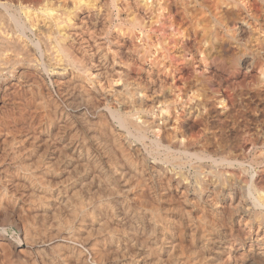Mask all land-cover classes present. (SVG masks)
Wrapping results in <instances>:
<instances>
[{
	"label": "bare ground",
	"instance_id": "6f19581e",
	"mask_svg": "<svg viewBox=\"0 0 264 264\" xmlns=\"http://www.w3.org/2000/svg\"><path fill=\"white\" fill-rule=\"evenodd\" d=\"M149 1H151V0H149ZM162 1H164V0L160 1L161 4L164 3ZM165 1L168 2V0H165ZM215 1H216V4H217V1L221 4V2H220L221 0H215ZM215 1L212 0L211 2L210 1L206 2L204 0V2L209 3V4H212V2H215ZM228 1H230V0L226 1L227 4L230 3ZM232 1L234 2V0H232ZM236 1L238 4H240L239 0H235V2ZM258 1L261 2L260 5L262 4V2L264 4V0H258ZM181 2H184V1L181 0L180 4H181ZM244 2H243V5H245ZM154 3H156V1ZM158 3H159V1H158ZM200 3H199V5H200ZM234 3L231 2L230 5L234 4ZM246 3H248V1ZM159 4H158V8L161 9ZM202 4L199 6L200 10L203 8ZM209 4H208V8L210 7ZM220 4H217V5H220ZM126 5H128V4H126ZM185 5L188 6L189 4H185ZM222 5H223V3H222ZM222 5H220L219 7L224 6V5L223 6ZM243 5H242V7H243ZM156 6H154V7H156ZM214 6H216V5H214ZM226 6H227V8H229V4L225 5V7ZM165 7L166 6H164V8ZM257 7H258V5H257ZM192 8H194V7L192 6ZM205 8H207V5L205 6ZM214 8L217 9V6ZM246 8H248V7H246ZM156 9H155V11H158ZM191 9H190V11H193ZM212 9L209 8V10H210L209 12H211ZM216 9H214V10H216ZM150 10H152V12H153L154 8H150ZM194 11H196V9ZM220 11H221L220 13H222V8ZM0 12H2V11H0ZM212 12H213V10H212ZM203 13L205 15H207V11L205 12L202 9V12H201L202 15L200 14L201 17L204 15ZM9 14H10V12H9ZM190 14H193V16H194L193 12H190ZM214 14H212V16ZM223 14H224V16H222V17L221 16H219L218 18L214 17L213 18L214 24L211 25V27L214 26V28L213 27L211 28V29H213L211 31V33H213V31H214V33L215 32H218V33L221 32L222 35L220 33H219V35L222 37V40L224 38V41H222L221 43L218 42L219 44L217 46L214 45L215 46V47H213L214 49L211 48L213 52H212V56L210 58V61H207L209 59V57H208V59H206V55H208L209 53L207 54V52H206V55L203 56V54H201V52L204 49L202 50L200 48L201 52L199 54L195 53L196 55H193V53H191V54H189V56H186V54L179 55L177 53L180 56V57H178L180 59L177 58L178 60L176 61V63L180 60V62H184V64L186 65L185 68L191 66L190 68L192 69V66H193V69L197 73V74H195V76L192 75V78L194 76L195 85L201 84V83L205 82V80H206L204 78L208 73L206 75H205V73L208 72L207 68L210 67L211 61L213 59L214 60L218 59V60H220L218 66L221 65L222 63L224 65V61L221 62V60H224L223 57L225 55H227V49H228L227 46H228V44L233 45L235 47L236 51H234V54L232 55L230 60L226 57L227 61L229 60V66H230L229 68H230V70L232 69L233 71L244 74L243 78H247L249 80L246 81L247 79H243V81L244 80L246 81V82H244L245 84L242 83L243 86L241 85V87H239V88H236L238 86L233 88V90L236 89L235 93H234L235 94L234 96H236V99L233 100V104L231 103L232 105L230 104V106L232 107L231 110L228 109V111L225 110L224 112H222L223 110L219 111L217 106H215L213 103H212L213 105L206 106L205 109L207 108L206 109L207 112L205 111V114L207 113L208 117H211L210 120H208L206 123H207L208 127H210L214 124L216 126H219V129L222 128L221 129L222 131L223 130L227 131L228 136H229V134H231L230 136H232V135L235 136L237 133H240V132L244 133L243 131H245V133L248 132L249 134L253 135L252 142L248 143V144H250V146L254 145V147H255V145L259 146V144L264 145V139H262L263 136L260 137V135H259L260 133L258 134V131H260V132L264 131V25H263L264 22L262 23V21H261V23H259L260 21H257V23H251L250 22L251 19L249 18L250 16L249 17L247 16L249 18V22L246 20L247 18L245 19L246 21L241 20V19H236V18L232 17L231 11H228L227 9H223ZM11 15H12V13H11ZM162 15L160 16V14H159V16L161 18L163 17ZM205 15L203 17H205ZM250 15L252 17V14H250ZM0 16L2 18L4 17L3 15H0ZM165 16L166 15H164V17ZM187 16H189V14ZM11 17H13V19H12L13 22H11L12 25H14L13 23H15L14 27L17 26L18 29L22 30V26H21L22 23L21 24L19 23L18 18H15V15L14 16L12 15ZM183 17H185V16L183 15ZM201 17L197 16V19L196 18L195 19L198 20V18H201ZM2 18H1V20H3ZM168 18L172 20L173 17H171V18L168 17ZM5 19L7 20V17ZM19 19H20V17H19ZM162 19H164V18H162ZM186 19H187V17H186ZM6 20H3V22L5 21L7 23ZM137 20H139V19H137ZM140 20L138 22L141 24L142 22H140ZM190 20H192V18ZM207 20H209V18ZM20 21H21V19H20ZM22 21H23V19H22ZM188 21H189V18H188ZM204 22L205 21H203V23ZM208 22H205V23H208ZM6 23H4V25ZM23 23H25V21ZM170 23H171V25L168 26L169 28L173 25L172 24L173 22H170ZM190 24H192V23H190ZM4 25H2V26H4ZM9 25H8L9 27L12 26L11 24H9ZM203 26L201 29L202 32L204 29ZM206 26H204V27L206 28ZM173 27H172L171 31L169 30L170 32H169L168 36L170 38H171V36L176 38L175 35H177L178 32L180 31V29L178 31V29L175 30V28H173ZM198 27H200V25ZM2 28L3 27H1L0 30L5 29L6 27L3 29ZM26 28H25V30H26ZM190 28H188V29H190ZM142 29H139V30H142ZM184 29L185 28H182V31ZM211 29L209 28V30H211ZM10 30H13V28ZM21 30H19L20 32L17 34H21V32L24 33V31H21ZM193 30H192V33L194 32ZM207 30H208V28H207ZM13 31H12V33L14 34L15 32H13ZM182 31H180L179 33L184 34V32H182ZM185 31H186V29H185ZM4 32H6V31H4ZM4 32H2L3 35L0 34L1 37L4 36V34H5ZM188 33H187V35H188ZM211 33H209V35ZM9 34H10V31H9ZM143 34H146V33L143 32ZM180 34L178 35V37L180 36ZM182 34H181V37H184V36H182ZM10 35H12V34H10ZM147 35H145V36L149 38L150 35L149 34H147ZM163 35L160 34V36H162V38L160 37V39H163ZM209 35H208V37H210ZM215 35H217V34H215ZM17 36H19V35H16V37ZM168 36H165L164 39L161 40L162 42H159V44L162 43V45L164 44V46H165L166 41H167L166 39L169 38ZM1 37H0V40H1ZM5 37L7 38V36H5ZM188 37L189 36H187V38ZM20 38H22V37L20 36ZM148 38H146V39H148ZM2 39H3V41H5L4 37H2ZM15 39L17 40V38H15ZM182 39H184V38H182ZM188 39H187V41H188ZM171 40H172V42H174L173 38H171ZM209 40L210 39H208L207 41H209ZM211 40L214 41L213 39H211ZM8 41L10 42V40H8ZM146 41L147 40H145V43H146ZM158 41H160V40H158ZM191 41H192V39H191ZM9 42H8V45H9ZM184 42H182V43H184ZM188 42H190V41H188ZM204 42H206V41H204ZM210 42L211 41H209V43H208L209 45L212 44V43L210 44ZM1 43H2V40H1ZM208 44H206V45L209 46ZM1 45H0V51L1 52L3 50L7 49V45H3L2 47H1ZM11 45H9L8 47H10ZM153 45H154V43L151 46L152 48L156 47ZM168 45H166V46H168ZM13 46H12V48H13ZM147 46L145 45V47H147ZM189 46H190V44H189ZM191 46H193V45H191ZM16 47H17V45H16ZM175 47H177V46L174 45V48ZM187 47H188V45H187ZM202 47H203V45H202ZM12 48H10V49H12ZM162 48H163V46H162ZM164 48L166 49V47H164ZM182 48H184V49L186 48L185 44H182ZM182 48H180V49L178 48V49L182 50ZM14 49H16L15 46H14ZM158 49H160V48H158ZM175 49H177V48H175ZM238 49H240V50H238ZM148 50L146 52H149ZM166 50H168V49H166ZM160 51L162 53V49L159 50V52ZM163 51H164V49H163ZM185 51H186V49H185ZM207 51H209V50H207ZM163 53L161 56L159 55L160 57H163L162 60L160 58V61H162V62H164V60L166 58L165 55H168V54L163 55ZM172 53H170L172 57L174 54L177 55L176 52L174 54H172ZM179 53H181V52H179ZM185 53H187V52H185ZM8 54H9V52H8ZM150 54L151 55H149V58H150V56L152 57L154 55V54L152 55V53H150ZM3 55H5V54H3ZM65 55L67 56V54H65ZM171 56H170V58H171ZM69 57H71V56H69ZM3 58H5V57H3ZM181 58L183 59L182 61H181ZM0 59H1V55H0ZM98 59H100V58H98ZM19 60L21 61V58ZM154 60L157 62L156 58ZM167 60H169V59H167ZM175 60L176 59L174 57V59H172V61H175ZM153 61H151V62H153ZM172 61L170 59V62H172ZM5 62H3L2 64H4ZM9 62H6V63L8 64ZM114 62L116 63V61H114ZM180 62H178V64ZM216 63H215V65H216ZM157 64H158V62H157ZM168 64L169 63H167V65ZM174 64H175V62H174ZM167 65L165 64V67ZM5 66H7V65H5ZM8 66H9V64H8ZM99 66H101V65H99ZM152 66H154V63ZM157 66H159V65H157ZM162 66H163V64H162ZM162 66L160 67L161 70H162ZM175 66H177V64H175ZM182 66H183V63H182ZM213 67H214V65H213ZM224 67L225 66H223V68ZM190 68L189 69L187 68V69L190 70ZM7 69H9V68H7ZM187 69H185V70H187ZM224 69H222V70H224ZM150 70L151 69L149 68V71ZM163 70H164V68H163ZM167 70L169 71V74L172 70H174V72L173 71L171 72L172 74L178 73L177 74L178 76H181L183 74L181 72L182 68H179V67H176V69H175V67L172 68L169 66L167 68ZM194 70H193V72L191 71L192 74L195 72ZM7 71H9V70H7ZM157 71H158V69H157ZM168 71H166V68H165L166 74ZM254 71L257 72L256 76L255 75L252 76V73ZM114 72H116V71H114ZM159 72H160V70H159ZM236 72H234V73H236ZM78 73L79 72H77V74L75 73V75L73 74L74 76L72 75L73 76L72 77L73 78L72 83L74 85L73 87H75V90L73 89L74 91L73 90L68 91L69 86L71 87V85H72L71 82H70L71 85L70 84L68 85V84H66L65 80H62L63 82H65L64 83L65 85L63 84L64 88H65L64 89L65 92L63 91L64 92L63 93L62 90H61V92H62V94H64L65 102L71 108V116L73 118V121H71L69 119L67 113L64 114L63 116L59 115L61 118L60 117L58 118V116L54 117L55 119L57 117V119L60 120L59 121L60 126L62 127V129L58 127L59 129H61V130H59V131H61L60 134L59 135L57 134L58 136L56 137V135L54 133V137H53V138L56 137L55 140H56V143L58 144L57 150L54 151L55 149L54 150L52 149L53 151L52 150L50 152L47 151L48 153L45 152L46 154L38 155L37 157H33V159H32V157H30L29 160L32 159L31 161L26 160L28 158V156L31 155L30 153H24V154H26L25 159L22 155H20L21 153H19V152H18L19 156L17 153V155H16L17 157L16 156H15V158L13 157L15 159L14 164L12 163L14 166L13 169L14 168L16 169L15 171H17L19 173L20 177L22 178L21 180H23L25 182L28 193H29V199L31 201V206L35 209V211L37 213V216L35 217L36 222H35V220L32 221V223L35 222V225L33 226L32 231L29 232L27 230L28 232L25 231L26 234L24 233V239L26 238V242L29 243L30 245L36 246V248L39 249L40 251H43V252L46 251V253H44V254H46V257H45L46 261L44 262L45 264H220V262L222 261V259L220 258L221 255H225V259L227 260V262L230 261L231 259L229 258V254H227L228 252L225 253V248H226V245L228 244V243L226 244V240H227L226 238L227 237L225 238V235H227V233H226V230H223L224 226H222V224H225V222L222 224H221V222L224 220H222L220 222V219H221L220 216L222 214L219 216L218 209H217L218 206L214 207L216 205L215 203H214V206L205 205V203H206V202L204 203L205 198H204V195L202 194V191H204L205 186H203V184H201L202 183L201 180H199V182L197 183V184H199L198 187L196 185H194V183L192 182L193 186L197 187L196 189H198V188H200V189H198L199 191H197L194 188L195 190H194V192L192 191L193 193L190 196L184 194L187 191H184L185 188H183V184L185 183L184 181L187 179H190V178H188L190 175L188 176L187 174L183 173L184 165L187 164L186 161L191 162L189 160H194L193 161L194 162L193 163L194 173H197L198 176L201 174L202 170L204 169V168L202 170L200 169L203 166V160L204 159L206 160V158L207 159L210 158V160H212V162L214 164L218 161L217 158H214L211 155L212 152L217 153V151L220 150L219 148L223 147V145H221V147H219L217 145L218 142L215 141L216 140L215 136H217V135H215V133L217 131L213 132V130L211 129L212 132L209 130L210 132L206 131L207 133H205V134L202 133V136L199 134L201 137H199V135H197L198 137H195L194 134L191 135V134L187 133L186 130H184V128H185L184 124L182 126L180 122H178V121L176 122V117H175L176 115H174L173 111H172L173 113H171V115H169L170 113L167 115H164L170 111L168 109L169 107L167 108V105H164V103H163L164 100H162V103H163L162 106L158 107L159 112L157 114H155V113L152 114L153 116L150 119H146V117L141 119V115L143 112L148 111V110H150L152 112V111H154L155 106H153L151 104L150 105L144 104V102H143L144 100L142 99V97H144V96H143L142 91L139 88L140 86H138L140 84V82L137 81L139 84L134 85L132 82L128 81L126 76L122 77L119 73V76L116 75V77H115V75H114L115 79H113V84L117 83V85H118V82L120 83L119 87L116 85L118 88L113 89L111 87L112 83L108 86L111 87L113 90L107 89L106 87L101 85L102 87H100V88L97 87L98 88L97 91H95V89H93V91H95L96 94L92 95L91 91L88 92L86 90L87 87L85 88V86L88 85L85 83V78H84L86 76V74H84V72H83L82 74L85 75V76H83V75L78 74ZM116 73H118V72H116ZM127 73H128V71H127ZM1 74H2V72H1ZM151 74L153 75V73H151ZM158 74H160V73H158ZM169 74H168V76H169ZM172 74H170V75H172ZM185 74H186V72H185ZM91 75L93 76V75H97V74H91ZM189 76H190V74H189ZM87 77L88 76H86V80L88 79ZM96 78H98V77L96 76ZM172 78L174 80L175 77H172ZM172 78H170V79L172 80ZM240 78H242V75ZM66 80H68V79H66ZM90 80H92V79L90 78ZM171 80H169L168 83L172 84ZM209 80H207V81L209 82ZM238 80H241V79H238ZM186 81H188V79H186ZM189 81L192 82V80H189ZM86 82L88 83V80ZM89 82L92 83L91 81H89ZM191 82H188V83H191ZM208 82H205L204 84L206 85ZM233 82H234V80H233ZM107 83L109 84L110 80H109V82L107 81ZM134 83H136V82H134ZM173 83H174V81H173ZM181 83H182V81H181ZM185 83L186 82H184V84ZM204 84H202V85H204ZM235 84H239V83H235ZM160 85H159V88L165 87V86H162V85L160 86ZM163 85H164V83H163ZM106 86H107V84H106ZM171 86L173 88V85H171ZM197 86L199 87V85H197ZM197 86L193 87L191 89V86L189 84L188 90H191V93H194L195 91L192 92V90H194V88L198 90L199 88ZM61 87H62V85H61ZM89 87H91V86H89ZM204 89H205V87H204ZM204 89H203V91H204ZM162 90L163 89H161L160 91H162ZM197 90H196V92H197ZM205 90H208V89H205ZM198 92H199V90H198ZM200 92H201V90H200ZM207 92H206V94H207ZM191 93H189L190 94L189 99H193L196 96L194 94L191 95ZM203 94H205V93H203ZM205 96H207V95H205ZM204 99H206V98H204ZM214 99H216V98H214ZM33 100H35V99H33ZM45 101H46V99H45ZM45 101L43 100V103ZM40 102H41V100H40ZM40 102L38 104H36V103H33V104H34V106L37 107L38 111H40L42 113L43 117L42 116L41 117L43 118L42 119L43 122L40 121V118H41L40 117L39 123L42 122L43 125L39 128L40 130H38V131H39L40 135L42 136V138H44L47 141V139H50L51 135L49 134V130L46 129V127L49 125L48 122L52 118H50L51 114L48 113V111L46 110L47 108L44 106V104H46V103L43 104ZM63 103H64V101H63ZM156 103L158 105H160V103H158V102H156ZM209 104H211V103L209 102ZM57 105H55V109H54L55 112H56V108H58ZM63 106H65V105H63ZM163 106H165V107H163ZM49 108L50 107H48V110H49ZM63 108H65V107H63ZM37 109H36V112H38ZM51 109L53 112L52 107H51ZM51 109H50V111H51ZM60 110L61 109H59V111ZM61 112H63V111H61ZM61 112H59V113H61ZM149 114H151V113H149ZM55 115H57V112L55 113ZM228 116H229V118H231L230 120H228ZM212 117H214V118H212ZM205 120H206V117H205ZM205 120H204V122H205ZM54 122H55V120H54ZM47 123H48V125H47ZM36 125H39V124H36ZM56 125H58V124H56ZM206 127L207 126H205V129H206ZM216 128H215V130H216ZM9 134L11 135V133H9ZM217 134H218V136L223 137L222 135L226 134V133L222 134L221 131H219V133L217 132ZM241 134H239V136H242ZM246 134H244V135H246ZM237 136H238V134H237ZM249 136L250 135H248V137ZM22 138H24V137H22ZM242 138H244V137H242ZM245 138H246V136H245ZM20 140H22V139H20ZM51 140H49V141H51ZM227 140L230 141L231 139H227ZM245 140L242 139L243 142ZM32 141H34V140H32ZM40 141H42L41 142V144H42L43 140L41 139ZM219 141H221V140H219ZM223 141H224V139H223ZM14 142H16V141L14 140ZM220 143H218V144H220ZM245 143H243V144H245ZM11 144H13V143H11ZM43 144H45V143H43ZM16 145H17V142H16ZM37 145H39V144H37ZM52 146H53V144H52ZM244 146L241 145L240 147H237L235 149L234 159L239 158V157L240 158L243 157L244 153H242V150L244 151V149H245V148L243 149ZM17 147L18 146H16V148ZM226 147H227V145H226ZM228 148L232 150V148H230V147H228ZM247 148H248V146H247ZM27 149L29 150V148H27ZM35 149L36 148L34 147L32 149V151ZM223 149H224V147H223ZM25 150L26 149H23V152ZM226 150H221L219 152L222 153V151L224 152ZM253 150L255 151V148H253ZM35 151H37V150H35ZM262 151H264V150H262ZM32 153L34 154L35 152H32ZM248 153H250V152H248ZM262 153L263 152H259L257 155L255 154L257 157L256 159H258V157L262 156L263 155ZM40 154H41V152H40ZM220 154H218V155H220ZM213 155H214V153H213ZM231 155H233V153ZM11 156H12V153H11ZM218 157L221 158L220 156H218ZM224 157H225V155H224ZM224 157H223V159H225ZM223 159H220V162L219 161L218 162L222 163L221 161ZM229 159H230V156H229ZM248 159H250V158H248ZM256 159H254V160H256ZM245 160H247V158ZM10 161H11V159H10ZM247 161H246V164L248 163ZM257 161L256 162L253 161L254 165H256V166H258L260 164ZM259 161H261V160H259ZM263 161H264V159H263ZM185 162H186V164H185ZM229 162H228V166H233V165H229ZM232 162L233 161H231V163ZM234 162H236V161H234ZM224 163L226 164V160ZM238 163L239 162H237V164ZM188 164H190V163H188ZM205 164H206V161H205ZM211 164L209 166H211ZM214 164H213V166H215ZM239 165H240V163H239ZM250 165H252V163ZM188 166L191 167L192 163H191V166L190 165H188ZM215 167H217V165ZM220 167H222V166H220ZM223 167H225V166H223ZM246 168L244 169L243 173L247 172V171H245ZM222 169L223 168H221V170ZM191 170H192V168H191ZM199 170H201L199 172L200 174L198 173ZM209 170H211V169H209ZM209 170H207L208 174L214 171L213 170V171L209 172ZM225 170H226V168H225ZM187 171H186V173H187ZM242 171H240V172H242ZM228 172L231 173L233 171H231V172L227 171V175H226L227 177L230 176ZM217 173L221 174L222 172L218 171ZM191 174H193V173H191ZM211 174H216V173L214 171V173H211ZM236 174L237 173H235V176H236ZM203 175H204V173H203ZM243 175H245V174H243ZM198 176H197V178H198ZM204 176H206V175H204ZM218 176L220 178L222 177V175L221 176L217 175V177ZM223 176H224V174H223ZM232 176H233V174H232ZM235 176H234V178H235ZM240 176H242V175H239L238 177L237 176L236 177L240 179ZM213 177L214 178H212V179L214 180L215 175ZM224 178H226V177H224ZM194 180H196V179H194V177H193V181ZM209 180H210V178H209ZM241 180H242V177H241ZM215 181H217V179H215ZM219 181L221 184H223L225 182L224 180H223L224 181L223 182L222 179L221 180L219 179ZM194 182H196V181H194ZM169 183H171V184L174 183V185H179V186H177L178 192H179L177 194L178 195L180 194L181 195L180 197L176 195L178 198L172 199V198H169L170 196L168 194L167 195L169 197H166L164 195L165 193H167V192H165V186ZM220 183L216 184V186L219 185ZM187 186L188 185H186V188H187ZM193 186L190 188H193ZM212 186H214V185H212ZM248 186H250V185H248ZM207 187H209V186H207ZM171 188H173V186ZM209 188H210L211 192H212V190H214V189L211 190V188H213V187H209ZM175 189H177V188H175ZM215 190H217L219 192V189L215 188ZM220 190H221L220 191L221 194L223 195L221 187H220ZM232 190H231V193H232ZM247 190L250 191V189H247ZM255 190H256V188H255ZM173 192H171V194ZM25 193H26V191H25ZM207 193H209V192L207 191ZM246 193H247V191H246ZM250 193L252 194V191H250ZM250 193H247L246 196L248 197V195H250ZM212 195L210 194L209 198ZM218 195H219V193H218ZM227 196H228V194H227ZM250 196H252V195H250ZM216 197H219V196H216ZM253 197L255 199V196H253ZM251 198L249 200H251ZM207 199H205V201ZM216 199H215V202H216ZM254 199H252V200H254ZM211 200H213V199H211ZM257 200L255 201L256 203H258ZM225 201H226V199H225ZM213 202H214V200H213ZM216 203H218V202H216ZM254 204H253V207H254ZM225 205H228V203ZM230 205L231 204L229 203V206ZM236 205H237V203H236ZM229 206H228V208H229ZM231 206H230V208H231ZM234 207H236V206H234ZM234 207H232V209ZM243 207H241V208H243ZM236 208L238 211V206ZM236 208H235V211H236ZM241 208H239V210ZM230 212L232 214V211H229V213ZM32 213H34V212H32ZM233 213H234V211H233ZM262 213H264V212H262ZM239 217H240V215H239ZM236 218L237 217H235V219ZM238 219H240V218H238ZM247 220L248 219H246V221ZM239 222H240V220H239ZM245 222L243 224H245ZM260 226H262V225L260 224ZM262 227L264 228V226H262ZM263 228H261V229L263 230ZM258 231H259V229H258ZM250 233H249V235H250ZM258 234H260V233H258ZM263 234H264V232H263ZM231 238H233V237H231ZM233 249H234V247H233ZM39 250H38V252H39ZM244 251L245 252L242 253L244 260L254 258L253 259L254 261H255V259H259L261 261L260 264H264V235H255L254 237L252 236V244L250 245V247H248ZM235 254H236V252H235ZM237 256L239 257V255H236V257ZM242 256H240V257H242ZM43 258H44V256H43ZM220 259H221V261H220ZM252 259H250L249 261L252 262L251 261ZM236 260H237V258H236ZM222 262H224V261H222ZM229 263L230 262H228V264ZM243 263H241V264H243ZM257 264H259V262Z\"/></svg>",
	"mask_w": 264,
	"mask_h": 264
},
{
	"label": "rangeland",
	"instance_id": "374dc122",
	"mask_svg": "<svg viewBox=\"0 0 264 264\" xmlns=\"http://www.w3.org/2000/svg\"><path fill=\"white\" fill-rule=\"evenodd\" d=\"M155 1H156V3H154ZM155 1L154 0L153 1L152 0L151 1H149V0H0V11H2V12H0V15L4 16L3 18L0 16V28L6 27L5 28L6 30L2 28L6 32H4L3 30H0V34L3 35L2 32H4L5 34L2 37L5 38L4 39L5 41L7 40L6 42L3 41L2 37L0 36L1 40H2V43L0 40V43L2 44V45L0 44L1 47L3 45H7V49L3 50L2 52L0 51L1 52L0 53V55H1V59H0V187H1L0 188L1 189L0 190V264H42V263L45 264L44 262L46 261V258H45L46 254H44V253H46V251L45 252L40 251L39 249L36 248V246L30 245L29 243H27L26 238L24 239L25 231H27V230L29 232L32 231V228L36 222L35 217L37 216V213H36L35 209L31 206V201L29 199V193H28L26 184L23 180H21L22 178L20 177L19 173L17 171H15L16 169L15 168L13 169V167H14L13 164H14V160H15L14 158L18 152L21 153L20 155H22L24 157V159L26 158L25 157L26 154H24V153H30L31 155L28 156V158L26 160L31 161L33 159V157H37L38 155L46 154V153L50 152L52 149L53 150L55 149L54 151L57 150L58 144L56 143L55 139L60 134L61 131H59V130H61L62 127L60 126V122H59L60 120L57 119V117H56V119H57L56 120L54 117L58 116V118H59L61 115L63 116L64 114L67 113L69 119L71 121H73V118L71 116V108L65 102L64 94H62L63 91L65 92V90H64L65 89L64 88L65 82H63L62 80H65L66 84L69 85L70 82L71 83L73 82L72 77L75 75V73L77 74V72H79L78 74H81V75H83L82 73L84 72V74H86V76H88L87 77L88 83H87L86 82L87 81L86 76L83 75V76H85L84 77L85 83L88 84V85L85 84L86 85L85 88L87 87L86 90L88 92L91 91L92 95L96 94L95 91H97V89L102 87V86L106 87L107 89L118 88L120 86V83L118 82V85H117V83L113 84V79H115L114 75H115V77H116V75L119 76V73L122 77L126 76L128 81L132 82L134 85H136V84L138 85L139 84L138 82H140V84L138 86H140L139 88L142 91L143 96L145 97V98L142 97V99L144 100L143 101L144 104H146V105L151 104V105L155 106V109H156V110L154 109V111H152V112L150 110L143 112L144 114L142 113L141 119H143L145 117H146V119H150L153 116L152 114H154V113L157 114L159 112L158 107L162 106V104L164 103V105H167V108L169 107L168 109L170 110V111L168 110L169 112L164 114V115H167L169 113H170L169 115H171V113L174 112V115H176L175 116L176 122L177 121L180 122L182 126L184 124V126H185L184 130H186V132L191 134V135L194 134L195 137H198L197 135H199V134L202 136V133L205 134L209 130L211 131V129L213 130V132L217 131L219 133V131H221L222 134L226 133L223 135L221 134L223 137L225 136L223 138L221 136H218V134L216 132L215 135H217V136H215V139H216L215 141H217L218 143H220L222 141L220 144L217 143V145L219 147H221V145H223V147H224V149H223V147H221L222 149L219 148L220 149L219 151L226 150L228 147L232 148V150L228 148L226 151H224L225 153L223 151H222V153L219 151H217V153L216 152L211 153V155L214 158H217V160L219 162H220V159H223V157L225 155V157H224L225 159H223L221 161L222 163H219L217 161L218 163L216 162L217 164L216 163L214 164L212 162V160H210V158H208V159L206 158V160L204 159L206 161V164H205V161L203 160V166L200 169L201 170L203 168L204 169L202 170L201 174L199 173L201 170L198 171V173L200 174L198 176L197 173H194V168H193V163H194L193 161L194 160H189L191 162L186 161L187 164L185 162L186 165H184L183 173L187 174L188 176L190 175L191 177L190 176L188 177V178H190V179H187L188 181L184 179L185 183L184 184L182 183L183 188H185L184 191H187L184 194L190 196L194 192V190L199 186V184H197V183L199 182V180H201L202 183L201 182L200 183L203 184V186H205V189H204V191H202V194L204 195L205 199L208 198L206 201L204 199V203L206 202L205 205L214 206V203H215L216 205L214 207L218 206L217 209H218L219 216L222 214L220 216V218H221L220 222L222 220H224L221 222V224L224 222H225V224L227 223L226 225L222 224V226H224L223 230H226V233H227V235H225V238L227 237L226 238L227 239L226 244L227 243L228 244L226 245L225 253L228 252L227 254H229V258L231 259L230 261H228V262H230L229 264H232V263L233 264H238V263L241 264L243 262H244L243 264H257L258 262L260 264L261 261L259 259H255L256 262L253 260L254 258L253 259L250 258V259H252L251 260L252 262L249 261L250 259L244 260L242 253L245 252L244 250H246L252 244V236L254 237L255 235H264L263 234L264 228L262 227V226H264V213H262V212H264V207H263L264 206V190H263L264 189V167H263L264 166V161H263L264 151H262V150H264V145L259 144V146L255 145V147H254V145L250 146V144H248V143L252 142L253 135L249 134L248 132H246L247 133L246 134L245 131H243L244 133H242V132L237 133L238 136H237V134L235 136H233V135L230 136L231 134H229V136H228L227 131H225V130L222 131L221 130L222 128L219 129V126H216L215 124L208 127L206 122L208 120H210L211 117H208L207 113L205 114V111L207 109V108L205 109V107L208 105H213V104L215 106H217L219 111L223 110L222 112H224L225 110L228 111V109L231 110L232 107L230 106V104L231 103L233 104V100L236 99V96H234L236 89L233 90V88H235L236 86H238L236 88L241 87V85L243 86L242 83L248 81L249 79L243 78L244 74H242V73L233 71L232 69L230 70L229 60L231 59L232 55L234 54V51H236L235 47L231 44H228L227 55H225L223 57L224 60H221V62L224 61V65L222 63L221 65L218 66L219 61H220L218 59H216V60L213 59L211 61L210 67L212 69L209 67V68H207L208 72H206L207 70L205 71L206 72L205 75L208 73L207 74L208 76L206 75L204 78V79H206L205 82H208L207 80L210 79L206 85L204 84L205 82H203L201 84H197V85H199V87L197 85H195L194 76L197 73L193 69V66H192V69L190 68L191 66L187 67L188 69L190 68V70H188L187 68H185L186 65L184 64V62H180V60H179L178 62H180V63L178 64V62L176 63V61L178 59H180L178 57H180L179 55H181V54H186V56H189V54L193 53V55H196V54H199L201 52V49L202 50L204 49L203 50L204 52L203 51L201 52V54H203V56L206 55V52H207V54L209 53L208 55H206V59H208V57H209V59L207 61H210V58H211L212 52H213L212 49H214L213 47L217 46L219 43L224 41V38L222 40V37L219 35V33L221 34V32H219V33L215 32L214 33V31H213L214 34L211 33V31L213 30L211 28L212 27L214 28V26L211 27V25L214 24L213 18L214 17L218 18L219 16H221V17L224 16L223 9H227L228 11H231L232 17H234L236 19H241L244 21L247 20L249 22V18H250L251 23H257V21H260L259 23H261V21H262V23H263L264 22V4L262 2V4L260 5L261 2H259L258 0H254V1L253 0H239V3L241 4L240 5L237 3V1L235 2V0H234V2H235L234 3L232 0H230L228 2L234 3V4H231L233 7L230 5V3H228L229 8H227V6L225 7V5H228L226 3L227 0L226 1L221 0L220 1L221 4L217 1V4L222 5V3H223V5H224V6L222 5L223 7H219L220 5H217L215 0H213L215 2H212V4L206 3L209 1L211 2L212 0H205L206 2H204V0L203 1L202 0H189V1L188 0H182L184 2H181V4H180L181 0H168V2L164 0V1H162V2H164L163 4L160 3L161 0H155ZM158 1L161 5L158 3ZM247 1L249 4L246 3ZM243 2L245 5H243ZM157 3L159 4V6L161 7L162 10L160 8H158ZM199 3H200V5L203 3L202 4L203 8L202 7L201 8L205 12L207 11V15H205L203 13L205 15V17H203L204 15L201 17L202 9L201 10L199 9V6H200ZM126 4H128V5H126ZM185 4H189V5L186 6ZM208 4L210 6L209 8L210 9L213 8L212 9L213 12L214 13L216 12L215 14L212 12V10H211V12H209L210 10L208 8ZM163 5L166 7L164 8ZM206 5H207V8H205ZM214 5L217 6V9L214 8V7H216ZM242 5H243V7H242ZM257 5H258V7H257ZM154 6H156V7H154ZM192 6L194 8H192ZM246 7H248V8H246ZM150 8H154V11L157 8L156 10H158V11L152 12L153 9L150 10ZM221 8H222V13H220ZM190 9L193 11H190ZM195 9H196V11H194ZM214 9H216V10H214ZM9 12H10V14H9ZM190 12H193L194 16H193V14H190ZM11 13L13 16L15 15V18H18L20 24L22 23L21 24L22 30L18 29L17 26L14 27L15 23H13L14 25H12L11 22H13V20H12L13 17H11L12 16ZM211 13L214 14L215 16L214 15L212 16ZM249 13L252 14V17ZM159 14H160V16L163 14L162 18H164V19L166 18V19L165 20L162 19L159 16ZM188 14H189V16H187ZM164 15H166V16L164 17ZM183 15L185 17H183ZM18 16L20 17L21 21H20ZM197 16L201 17L202 19L198 18V20H196ZM247 16L248 17L250 16V17L248 18ZM6 17H7V20L5 19ZM168 17H170V18L173 17V18L171 20ZM186 17H187V19H186ZM1 18L3 20H6L8 24L5 21L3 22V20H1ZM188 18H189V21H188ZM191 18H192V20H190ZM208 18L211 22L209 20H207ZM22 19H23V21H22ZM137 19H139V20L141 19L142 21L140 20V22H142V23L140 24L138 22L139 20H137ZM24 21H25V23H23ZM203 21H205V22L209 21V22L203 23ZM170 22H173L172 23L173 25L169 28L168 26L171 25ZM4 23H6L5 24L6 26L4 25ZM190 23H192V24H190ZM9 24H11L12 26L9 27L10 26ZM196 24L198 26L200 25V27H198ZM2 25H4V26H2ZM203 25L204 26L207 25L206 28ZM263 25H264V23H263ZM202 26L204 28L203 32L201 31ZM172 27L175 28V30L178 29V31H179V29H180V31H182V28H185L186 31H185V29L182 31V32H184V34L181 33L182 36H184V37H181V34L179 33L180 31H179L178 34L175 35L176 38L171 36V38H173V40H174V42H172L171 38L168 36ZM9 28L10 29L13 28L14 31L10 30ZM25 28H26V30H25ZM188 28H190V29H188ZM207 28H208V30H209V28L211 30L208 31ZM139 29H142V30H139ZM19 30L24 31V33L21 32V34H17L20 32ZM192 30L194 31L193 32L194 34L192 33ZM9 31H10V34H12V35L9 34ZM12 31L15 33L13 34ZM143 32H145L146 34H143ZM187 33H188V35H187ZM209 33H211V34L209 35ZM147 34L150 35L149 36L150 39L145 36ZM160 34L161 35L164 34L165 36L169 37L168 39H166L167 40L166 45L169 44L168 45L169 47L166 45L164 46V44L162 45V43L159 44V42H162L161 40H163L165 37L163 35V39H160V37L162 38V36H160ZM179 34H180V36L178 37ZM207 34L211 38L208 37ZM215 34H217V35H215ZM16 35H19V36L16 37ZM5 36H7V38ZM20 36L22 38H20ZM187 36H189L188 37L189 39L187 38ZM206 37L208 39H210L209 41H211L210 42V44L212 43L211 45L208 44L209 41H207L208 39ZM15 38H17V40ZM146 38H148L149 40ZM182 38H184V39H182ZM187 39L190 42H188ZM191 39H192V41H191ZM211 39H213L214 41H212ZM8 40H10V42ZM145 40H147L146 43H145ZM158 40H160V41H158ZM204 41H206V42H204ZM8 42H9V45L12 44L10 47H8L9 46ZM147 42L149 44L150 43L151 44L149 45ZM152 42L154 43L153 46H156V47H153V48L151 47L153 44ZM182 42H184V43H182ZM181 43L185 44L186 51L184 48H182ZM189 44H190V46H189ZM206 44H208L209 46H207ZM13 45L15 46L16 49H14ZM16 45H17V47H16ZM145 45L146 46L148 45V46L145 47ZM174 45L177 46V47H175L177 49L174 48ZM187 45H188V47H187ZM191 45H193V46H191ZM202 45H203V47H202ZM12 46H13V48H12ZM162 46H163V48H162ZM164 47H166V49H168V50H166ZM10 48H12V49H10ZM158 48H160V49H158ZM178 48L179 49L182 48V50H179ZM161 49H162V53L164 52L163 55L168 54V55H165L166 61L163 59L164 62L160 61V58H161V60L163 58V57H160L162 55V53H161V51L159 52V50H161ZM163 49H164V51H163ZM147 50L149 52H146ZM207 50H209L211 53ZM238 50H240V49H238ZM8 52H9V54H8ZM175 52H176V54L178 53L179 55L178 54H177L178 56L175 55L174 54ZM179 52H181V53H179ZM185 52H187V53H185ZM150 53H152V55L154 54L152 57L150 56L151 59L149 58V55H151ZM170 53L174 54L175 56L173 55V57H172ZM3 54H5L6 56ZM65 54H67V56ZM169 55L171 56V58ZM69 56H71V57H69ZM3 57H5V58H3ZM174 57L176 60L172 61V59H174ZM226 57L229 59L228 61H227ZM20 58H21V61L19 60ZM98 58H100V59H98ZM155 58H156L158 64L154 60ZM167 59H169V60H167ZM170 59L172 62H170ZM4 60L6 62L10 61L8 63L9 66ZM148 60L150 62L154 60L155 62L153 61L150 63ZM182 60L183 59L181 58V61ZM114 61H116V63ZM215 61L216 62L218 61V62L216 63ZM3 62H5L6 64L5 63L2 64ZM174 62H175V64H177V66H175ZM153 63H154V66H152ZM167 63H169V64L167 65ZM182 63H183V66H182ZM215 63L217 66L215 65ZM162 64H163V66H162ZM165 64L168 67L169 66L172 68L175 67V69H176V67L182 68L183 71L181 70V72L184 75L182 73H181L182 74L181 76H178L177 75L178 73L172 74L171 72L172 71L174 72V70H172V71L170 70L171 71L170 74H172L173 76L170 75L169 71L167 70L168 67L167 66L165 67ZM212 64L214 65L215 68L213 67ZM5 65H7V66H5ZM99 65H101V66H99ZM157 65H159V66H157ZM161 66H162V70L164 68V70H163L164 72L161 70V68H160ZM223 66H225L226 68L224 67L225 68L224 69ZM155 67L158 69V71ZM220 67L224 70H222ZM7 68H9V69H7ZM149 68L151 69L150 71H149ZM165 68H166V71H168L167 74L165 73ZM6 69L9 71H7ZM185 69H187V70H185ZM159 70H160V72H159ZM193 70L195 72L192 74L191 71L193 72ZM114 71H116L118 73H116ZM127 71H128V73H127ZM1 72H2V74H1ZM150 72L153 73V75ZM185 72H186V74H185ZM234 72H236V73H234ZM158 73H160V74H158ZM91 74H97V75L92 76ZM168 74H169V76H168ZM189 74L191 77L189 76ZM256 74H257V72L254 71L252 73V76H254V75L256 76ZM192 75H194L193 78H192ZM241 75H242V78H240ZM96 76L99 79L96 78ZM172 77H175L174 80ZM65 78L68 80H66ZM90 78L92 80H90ZM170 78H172V80ZM185 78L188 79V81H186ZM238 79H241V80H238ZM243 79H247V80L243 81ZM109 80H110V83L108 84L107 81L109 82ZM169 80L172 81V84L168 83ZM189 80H192L193 83ZM233 80H234V82H233ZM89 81H91L92 83H90ZM173 81H174V83H173ZM181 81H182V83H181ZM134 82H136V83H134ZM184 82H186V83L184 84ZM188 82H191V83H188ZM159 83L162 86H165V87H160L161 89H163L162 91H160L161 89L159 88V85H160ZM163 83H164V85H163ZM235 83H239V84H235ZM60 84L62 85V87ZM106 84H107V86H106ZM110 84H111L112 88L108 86ZM189 84L191 86V89L193 87L197 86L199 88L198 89L199 92L197 89L194 88V90H192V92H194V91L195 92L191 93V90H188ZM202 84H204V85H202ZM171 85H173V88ZM73 86L74 85L72 83L71 87L69 86L68 91H72L73 89L75 90V87H73ZM89 86H91V87H89ZM204 87H205V89H208V90H205ZM93 89H95V91H93ZM203 89H204V91H203ZM61 90H62V92H61ZM196 90H197V92H196ZM200 90H201V92H200ZM206 92H207V94H206ZM189 93H191V95L194 94L196 96L193 99H189V97H190ZM203 93H205V94H203ZM205 95H207V96H205ZM213 97L216 99H214ZM204 98H206V99H204ZM33 99H35V100H33ZM45 99H46V101H45ZM40 100H41V102H40ZM43 100L45 101L44 103H46V104L43 103ZM162 100H164L163 103H162ZM38 101L40 103L44 104V106L47 108L46 110L48 111V113L51 114L50 118H52L48 122L49 125H48V123H47L48 126L46 125L47 126L46 129L49 130V134L51 135L50 139H47V141L44 138H42V136L40 135V133L38 131V130H40L39 128L43 125L42 113L40 111H38L37 107L34 106V104H33V103L38 104L39 103ZM63 101H64V103H63ZM156 102L160 103V105H158ZM209 102L211 104H209ZM55 105L58 106V108H56L57 115H55V113H56L54 110ZM63 105H65V106H63ZM47 106L50 107L49 110H48ZM51 107L53 108V112H52ZM63 107H65V108H63ZM163 107H165V106H163ZM36 109L38 112H36ZM50 109H51V111H50ZM59 109H61V110L59 111ZM61 111H63V112H61ZM59 112H61V113H59ZM149 113H151V114H149ZM204 116L206 117V120H205ZM39 118H40V121H42L41 123H39L40 122ZM212 118H214V117H212ZM230 119L231 118H229V116H228V120H230ZM54 120H55V122H54ZM204 120H205V122H204ZM50 123L52 125L54 124L56 127L54 125L52 126ZM36 124H39V125H36ZM56 124H58L59 126ZM205 126H207L206 129L208 128L207 130L205 129ZM58 127L61 129H59ZM215 128H216V130H215ZM9 133H11V135ZM54 133L56 135L55 138H53ZM263 133H264V131H261V132L258 131V134L260 135V137H262V136L264 137ZM239 134H241L242 136H239ZM244 134H246V135H244ZM200 135H199V137H201ZM248 135H250L251 137L250 136L248 137ZM245 136L247 139L245 138ZM22 137H24V138H22ZM242 137H244L246 140ZM263 137H262V139H264ZM20 139H22V140H20ZM41 139L43 140V143H45V144H43V143L41 144V142H42V141H40ZM223 139H224V141H223ZM227 139H231V140L229 141ZM242 139L245 141L243 142ZM14 140L17 142V145H16V142H14ZM32 140H34V141H32ZM49 140H51V141H49ZM219 140H221V141H219ZM50 142L53 144V146ZM11 143H13L14 145ZM243 143H245V144H243ZM37 144H39V145H37ZM225 144L227 145V147ZM15 145L18 147L16 148ZM241 145L242 146L245 145L243 147V149L244 148L246 149V150L244 149V151L242 150V153H244L243 157L242 158L239 157L240 159L239 158L234 159L235 149L237 147H240ZM247 146H248V148H247ZM34 147L36 148L35 150H37V151H35V150L32 151V149ZM252 147L255 148V151L253 150ZM27 148H29V150ZM23 149H26V150L23 152ZM258 151L263 152L262 153L263 155L261 154L262 155V156H260L261 158L258 157V159H256L257 158L256 155L259 153ZM32 152H35V153L33 154ZM40 152H41V154H40ZM248 152H250L251 154ZM11 153H12V156H11ZM19 153H18V156H19ZM213 153H214V155H213ZM232 153H233V155H231ZM218 154H220V155H218ZM217 155L220 156L221 158H219ZM229 156H230L231 160L229 159ZM30 157H32L31 160H29ZM246 158L248 161L245 160ZM248 158H250V159H248ZM10 159H11V161H10ZM254 159H256V160H254ZM225 160H226V164L224 163ZM259 160H261V161H259ZM231 161H233V162L231 163ZM234 161H236V162H234ZM246 161L248 162L247 163L248 165L246 164ZM253 161H255V162L257 161L260 164L258 166H256V165H254ZM228 162H229V165H233V166H228ZM237 162H239L240 165H239V163L237 164ZM188 163H190V164H188ZM191 163H192V166H191ZM251 163H252V165H250ZM210 164H211V166H209ZM213 164L215 166L217 165V167L213 166ZM188 165H190L191 167H189ZM220 166H222V167H220ZM223 166H225V167H223ZM244 167L245 168L247 167L245 170L247 172H245V173H243L244 169H245ZM191 168H192V170H191ZM221 168H223V169L221 170ZM225 168H226V170H225ZM209 169H211V170H209ZM207 170H209V172L214 170L216 174H211V173H214V171H213V172L209 173L211 175L210 176L208 174ZM186 171H187V173H186ZM216 171L217 172L221 171L222 173L220 174V173H217ZM227 171H230V172L233 171L231 173L228 172L230 175V176L228 175L229 177L226 176ZM238 171L239 172L242 171V172L239 173ZM191 173H193V174H191ZM203 173L206 176H204ZM235 173L238 174V175L236 174L237 177L239 175H242V176H240V179L235 176ZM223 174H224V176H223ZM232 174H233V176H232ZM243 174H245V175H243ZM214 175H215V179H217V181H215V179L214 180L212 179V178H214L213 177ZM217 175H220V176L222 175V177L221 178L219 176L217 177ZM197 176H198V178H197ZM234 176L236 179L234 178ZM193 177H194V179H196V180H194L196 182L193 181ZM224 177H226L227 179ZM241 177H242V180H241ZM209 178H210V180H209ZM219 179L220 180L222 179V181L224 180L225 182L223 181L224 183L222 182L223 184H221ZM192 182L197 187H194ZM218 183H220V184L216 186V184H218ZM169 184H167L165 186V192H167V193H165L164 195L166 197L170 196L169 198H172V199L178 198L177 196L180 197L181 195L177 194V193H179L178 187H177L179 185H174V183H172L173 185L171 183H169ZM211 184L214 185L215 187L212 186ZM186 185H188L187 188H186ZM248 185H250V186H248ZM172 186H173V188H171ZM192 186H193V188H190ZM207 186L213 187V188H211V190L212 189L215 190V188H217V189H219V192L217 190H215V191L212 190V192H211L210 188ZM220 187L222 189L223 195L220 192L221 191ZM254 187L256 188V190ZM175 188H177V189H175ZM198 189H200V188H198ZM198 189H196V190L199 191ZM230 189L231 190L233 189L232 190L233 194L231 193ZM247 189H250V191H252V194ZM25 191H26V193H25ZM207 191L211 195L213 194L212 196H210V198H209L210 194L207 193ZM246 191H247V193H250V195H252V196L248 195V197H247ZM171 192H173V193L171 194ZM218 193H219V195H218ZM227 194L229 197L227 196ZM216 196H219V197H216ZM253 196H255V199ZM249 197L250 198L252 197L251 200H249L250 199ZM211 199H213L214 202ZM215 199H216V202H218V203L215 202ZM225 199H226V201H225ZM252 199H254V200H252ZM256 200L258 203L255 202ZM227 203H228V205H225ZM229 203L232 205V206L230 205L231 208L229 206ZM236 203H237V205H236ZM253 204H254V207H253ZM228 206L230 209L228 208ZM234 206H236V207L238 206V211H237V208ZM232 207H234V208L232 209ZM241 207H243V208H241ZM235 208H236V211H235ZM239 208H241V209L239 210ZM229 211H232L233 215L231 214V212L229 213ZM233 211H234V213H233ZM32 212H34V213H32ZM239 215H240V217H239ZM235 217H237V218L235 219ZM238 218H240V219H238ZM246 219H248L247 220L248 222L246 221ZM34 220H35V222L32 223V221H34ZM239 220H240V222H239ZM244 222H245V224H243ZM260 224L262 226H260ZM261 228H263V230ZM258 229H259V231H258ZM248 232L249 233L251 232L250 235ZM258 233H260V234H258ZM231 237H233V238H231ZM233 247L235 250L233 249ZM38 250H39V252H38ZM235 252H236V254H235ZM236 255H239V257L238 256L236 257ZM43 256H44V258H43ZM240 256H242V257H240ZM220 258L222 259V261L225 262V263L222 262L220 259V261H221L220 264H228L227 260L225 259V255H221ZM236 258H237V260H236Z\"/></svg>",
	"mask_w": 264,
	"mask_h": 264
}]
</instances>
